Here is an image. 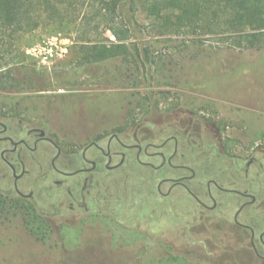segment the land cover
<instances>
[{
  "label": "rangeland",
  "instance_id": "374dc122",
  "mask_svg": "<svg viewBox=\"0 0 264 264\" xmlns=\"http://www.w3.org/2000/svg\"><path fill=\"white\" fill-rule=\"evenodd\" d=\"M132 2L141 8L139 0H124L123 19ZM139 9L136 24L129 26L127 44L132 56L108 64L78 66L80 44L74 25L42 26L19 35L0 54L2 123L10 127L13 118L32 122L73 153L122 127L130 132V144L146 138L158 143V129L153 125L156 107L192 101L195 117H202V103L208 100V119L219 129L200 126L198 130L194 125V143H216L219 134L237 145L235 154L240 159H249V146L256 143L258 151L252 156L263 161L264 45L259 49L231 47L229 35L223 33L203 37L160 34ZM88 37L115 43L109 32ZM50 39L56 44L68 39L70 45L62 57L44 68L30 57L33 49ZM66 74L68 82L60 79ZM19 102L22 109H17ZM134 155L130 151L125 168L128 210L112 203L106 208L92 203L87 212L48 220L44 216L50 210L32 205L47 225L46 231L35 233L21 209L0 212V264H264L251 248L249 234L234 226L230 216H208L195 202L191 213L178 193L176 209L171 210L176 221L165 216L167 209L155 193L154 174L141 168ZM122 176V171L112 175L114 179ZM260 178L256 188L264 190V178ZM248 183L242 178L236 186L248 187ZM33 191H49L48 185L43 183ZM101 198L109 200L107 195ZM250 224L257 233L264 230L260 223Z\"/></svg>",
  "mask_w": 264,
  "mask_h": 264
},
{
  "label": "flooded vegetation",
  "instance_id": "af4514ba",
  "mask_svg": "<svg viewBox=\"0 0 264 264\" xmlns=\"http://www.w3.org/2000/svg\"><path fill=\"white\" fill-rule=\"evenodd\" d=\"M22 108L23 103L19 102L17 109ZM202 108L203 116L195 117L192 101H171L165 107H156L153 125L158 129V143L146 138L142 143L130 144V132L122 127L121 131L89 141L73 153L72 149L67 153L66 147L45 128L13 117L12 126L7 127L0 115V192L11 195L13 200L50 210L45 211L48 220L56 216L66 219L69 213L80 210L87 212L92 203L104 208L112 203L128 210L125 168L130 151H135L138 165L154 174L155 193L167 209L165 216L176 221L171 210L176 209L177 193L191 213L195 202L203 214L222 219L230 216L234 226L249 234L256 257L264 261L259 250H264V230L257 233L250 224L264 225V190L256 188L258 177L264 178V156L263 161L252 156L258 151L255 143L247 151L249 159H240L235 154L237 145L221 139L219 134L216 143H194V125H198V130L200 126L219 129L208 119V100L203 101ZM32 167L36 168L34 173ZM119 171L124 176L114 179L113 173ZM242 178L248 180V187L236 186ZM43 183L49 191L34 193L33 189ZM92 190L96 193L92 194ZM102 195L109 200H103ZM221 196L228 201H222Z\"/></svg>",
  "mask_w": 264,
  "mask_h": 264
},
{
  "label": "trees",
  "instance_id": "16d2710c",
  "mask_svg": "<svg viewBox=\"0 0 264 264\" xmlns=\"http://www.w3.org/2000/svg\"><path fill=\"white\" fill-rule=\"evenodd\" d=\"M123 1L0 0V54L23 33L42 26L70 24L76 28L80 44L79 67L108 64L132 56L127 44L131 37L129 26L136 24L139 8L136 2L130 3L127 19H123ZM139 4V10L154 22L160 34L203 37L223 33L229 35L231 47L259 49L264 45V0H139ZM106 32L115 38V43L104 44L88 37L91 33ZM134 52L137 53V48ZM69 78L67 74L60 77L64 82ZM5 80L11 81V78L5 76ZM17 209L26 216L32 233L47 230L32 205L0 193V212Z\"/></svg>",
  "mask_w": 264,
  "mask_h": 264
},
{
  "label": "built area",
  "instance_id": "2783aa9c",
  "mask_svg": "<svg viewBox=\"0 0 264 264\" xmlns=\"http://www.w3.org/2000/svg\"><path fill=\"white\" fill-rule=\"evenodd\" d=\"M62 44H56L54 39L43 41L31 53V59L44 68L50 67L54 60L62 57L70 45L68 39H63Z\"/></svg>",
  "mask_w": 264,
  "mask_h": 264
}]
</instances>
